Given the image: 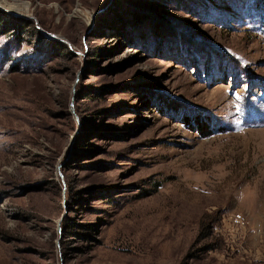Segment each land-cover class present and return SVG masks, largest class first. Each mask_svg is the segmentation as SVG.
<instances>
[{"label": "rangeland", "instance_id": "374dc122", "mask_svg": "<svg viewBox=\"0 0 264 264\" xmlns=\"http://www.w3.org/2000/svg\"><path fill=\"white\" fill-rule=\"evenodd\" d=\"M249 2L0 0V264H264Z\"/></svg>", "mask_w": 264, "mask_h": 264}, {"label": "trees", "instance_id": "16d2710c", "mask_svg": "<svg viewBox=\"0 0 264 264\" xmlns=\"http://www.w3.org/2000/svg\"><path fill=\"white\" fill-rule=\"evenodd\" d=\"M247 7H252L254 9H258L259 7L262 9L260 10L261 11V14L264 16V0H250V2L246 5ZM261 18V16H260ZM264 20V19H263ZM262 21V20H261ZM205 53V52H204ZM204 231V230H203ZM200 232L199 235H207L209 232V230H205L204 232ZM204 247L209 249V248H213L214 247V244L212 242H207L204 244Z\"/></svg>", "mask_w": 264, "mask_h": 264}]
</instances>
